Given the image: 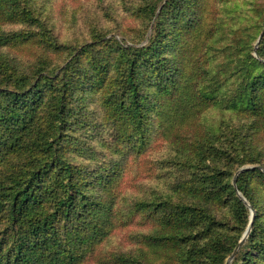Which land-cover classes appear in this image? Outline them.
<instances>
[{
  "label": "trees",
  "instance_id": "obj_1",
  "mask_svg": "<svg viewBox=\"0 0 264 264\" xmlns=\"http://www.w3.org/2000/svg\"><path fill=\"white\" fill-rule=\"evenodd\" d=\"M229 1L137 0L136 36L96 21L75 42L37 0H0V264H88L134 211L149 230L99 263L227 264L250 227L231 264H264V35L254 48L249 26L215 16ZM99 119L118 151L164 140L154 199L71 156Z\"/></svg>",
  "mask_w": 264,
  "mask_h": 264
},
{
  "label": "rangeland",
  "instance_id": "obj_2",
  "mask_svg": "<svg viewBox=\"0 0 264 264\" xmlns=\"http://www.w3.org/2000/svg\"><path fill=\"white\" fill-rule=\"evenodd\" d=\"M37 2L39 5L45 6L43 17L49 18L50 16L52 18L56 23L54 30L64 40L78 42L90 38L88 35L91 25L96 21L106 22L107 29H109L106 32L107 36H111V30H114L115 33L122 32V35L126 33L131 39L130 37L136 36V30L138 31L140 28L141 21L132 13L130 8L137 0H37ZM160 8L161 6L158 12ZM214 14L221 19L228 20L229 23L232 21L236 26H249L248 30H243V35L253 41L251 46L257 48L262 30L261 32H255V30L257 25L264 21V0H231L224 2L222 7L219 5L217 9L214 8ZM20 26L22 23L7 25L5 28L7 30L19 29ZM117 36L119 38V35ZM230 36L232 37L233 34ZM94 106L95 108L89 111L92 119L101 115L96 113L97 110H103V106L98 105L97 102ZM218 116L216 110H211L208 113L209 121L207 122H213ZM94 123L93 121L86 128L77 130L78 138L70 148V154L74 160L82 165L116 174L115 176L120 174L122 176L125 173L126 184L124 187L125 190H128L127 193L132 194L130 198L154 199L163 189V186L158 185L160 182L159 175L161 174L162 178L163 176L167 177L170 173L168 164H164L162 167L158 161L163 153L164 140L156 136L153 140V143L156 141L155 144L152 143L153 146L156 145L155 149L153 148L148 154L143 153V151V155L138 157L139 154L126 147L125 144L119 147L123 151H118L115 148L113 145L115 129L110 123L103 124L101 119L96 124ZM112 162H115V165ZM115 167H117V173L113 172ZM173 170L177 171L174 167ZM96 187L103 189V193L100 194H104L103 186L96 183ZM92 189L93 186L89 185L87 190ZM97 190H93V192H99ZM113 190L115 193L118 192L115 187ZM130 202L129 200L124 205V202L120 201L118 207L123 208L126 220L130 218V214L133 216L131 222L121 223L114 234L97 248L95 257L98 260L88 264H104V262L99 263L103 257L108 256L109 258L111 254L116 252L130 250L136 246L138 234L149 230L148 223L143 221L141 213L134 211L129 214Z\"/></svg>",
  "mask_w": 264,
  "mask_h": 264
},
{
  "label": "water",
  "instance_id": "obj_3",
  "mask_svg": "<svg viewBox=\"0 0 264 264\" xmlns=\"http://www.w3.org/2000/svg\"><path fill=\"white\" fill-rule=\"evenodd\" d=\"M264 35V29L262 30L260 37H259V41L261 40V38ZM258 45V44H257ZM242 198L244 199V201L249 205V207L252 210V219L254 218V214H255V210L253 208V206L242 196ZM250 227L246 230V232L244 233L240 243L238 244V246L235 248V250L233 251V253L230 255V257L227 260V264H231V261L233 260V258L235 257L237 251L240 249V247L243 245L247 235H248V231H249Z\"/></svg>",
  "mask_w": 264,
  "mask_h": 264
}]
</instances>
